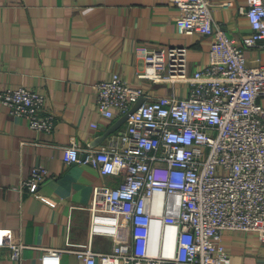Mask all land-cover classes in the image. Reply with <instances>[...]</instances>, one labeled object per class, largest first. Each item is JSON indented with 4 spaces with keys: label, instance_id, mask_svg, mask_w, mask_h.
Here are the masks:
<instances>
[{
    "label": "built area",
    "instance_id": "1",
    "mask_svg": "<svg viewBox=\"0 0 264 264\" xmlns=\"http://www.w3.org/2000/svg\"><path fill=\"white\" fill-rule=\"evenodd\" d=\"M171 2L177 32L212 36L207 63L188 76L185 46L141 49V76L187 82L186 95L148 98L117 72L96 82L97 111L106 121L145 96L123 130L83 156L74 139L63 148L66 164L89 163L122 177L116 186H93L88 205L90 236L109 237L111 248L67 240L43 248L39 264H61L63 251L83 264H230L224 230L253 232L264 242V64L249 66L244 54L264 45V0L239 7L250 25L240 40L214 24L209 0ZM0 104L33 129L54 126V115L43 112L44 95L27 86L0 87ZM45 173L32 166L23 186L31 189ZM0 245L16 257L27 246L10 229H0Z\"/></svg>",
    "mask_w": 264,
    "mask_h": 264
},
{
    "label": "crops",
    "instance_id": "2",
    "mask_svg": "<svg viewBox=\"0 0 264 264\" xmlns=\"http://www.w3.org/2000/svg\"><path fill=\"white\" fill-rule=\"evenodd\" d=\"M209 2L214 24L229 36L240 40L250 31L239 10L247 0ZM177 13L171 0H0V87L41 92L43 112L54 115L47 132L0 104V229H10L13 240L27 245L18 257L0 245V264H39L43 248L63 247L67 240L110 250L109 237L89 234L88 205L93 186H116L122 177L89 163L66 164L63 148L74 139L83 156L125 128L126 120L98 139L122 115L106 121L96 107L95 84L112 72L140 86L148 98L188 93L187 82L141 76L144 47L185 46L188 76L207 63L212 36L177 32ZM244 54L247 65L264 64L262 43L245 47ZM259 102L264 105V96ZM35 165L46 169L45 178L29 189L23 181ZM222 241L230 264H264V242L253 232L224 230ZM61 264L83 262L63 251Z\"/></svg>",
    "mask_w": 264,
    "mask_h": 264
},
{
    "label": "water",
    "instance_id": "3",
    "mask_svg": "<svg viewBox=\"0 0 264 264\" xmlns=\"http://www.w3.org/2000/svg\"><path fill=\"white\" fill-rule=\"evenodd\" d=\"M144 96H140L131 106L130 108L124 112L119 118H117L114 123L109 126L104 132L103 134L100 135V137L98 139H103L106 135H108L109 133H111L115 128H117L120 124H122L126 118L128 117V115L134 111L140 104L141 102L144 100Z\"/></svg>",
    "mask_w": 264,
    "mask_h": 264
}]
</instances>
